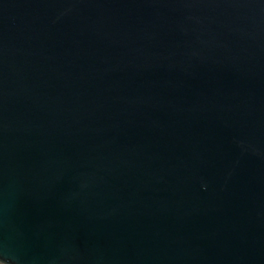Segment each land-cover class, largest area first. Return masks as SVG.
Instances as JSON below:
<instances>
[{
	"label": "water",
	"instance_id": "95a60500",
	"mask_svg": "<svg viewBox=\"0 0 264 264\" xmlns=\"http://www.w3.org/2000/svg\"><path fill=\"white\" fill-rule=\"evenodd\" d=\"M0 264H264V0H0Z\"/></svg>",
	"mask_w": 264,
	"mask_h": 264
}]
</instances>
